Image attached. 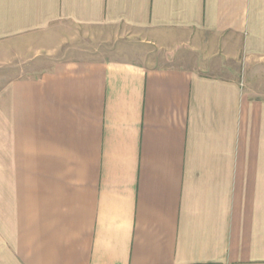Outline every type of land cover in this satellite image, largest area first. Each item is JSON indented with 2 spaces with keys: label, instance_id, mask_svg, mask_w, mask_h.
Masks as SVG:
<instances>
[{
  "label": "crops",
  "instance_id": "obj_1",
  "mask_svg": "<svg viewBox=\"0 0 264 264\" xmlns=\"http://www.w3.org/2000/svg\"><path fill=\"white\" fill-rule=\"evenodd\" d=\"M0 264H264V0H0Z\"/></svg>",
  "mask_w": 264,
  "mask_h": 264
},
{
  "label": "rangeland",
  "instance_id": "obj_2",
  "mask_svg": "<svg viewBox=\"0 0 264 264\" xmlns=\"http://www.w3.org/2000/svg\"><path fill=\"white\" fill-rule=\"evenodd\" d=\"M69 34H71V37L70 35H67L62 38L64 41L63 42L64 44L61 48V52L63 54L65 53L66 55L68 54L69 55H84L85 53H93V52L101 53L104 51L107 53L108 51H113L115 48L122 47L123 44H126L129 41V39H131L129 38L130 36H127V35H124V37L122 36L115 37V35H113L112 32H108V31L100 32V31L93 30V29L83 30V29L74 28L72 30V33H70L69 31ZM110 36H114V37H110ZM44 40H47V39L44 38ZM135 41L138 42L139 40L138 41L135 40ZM139 45H144V44H138V46ZM30 48H33V47H30ZM141 49H144V48H141Z\"/></svg>",
  "mask_w": 264,
  "mask_h": 264
}]
</instances>
